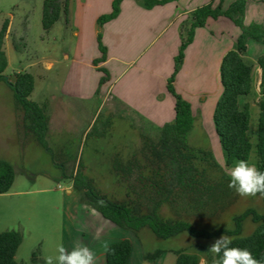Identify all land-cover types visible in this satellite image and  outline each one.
Masks as SVG:
<instances>
[{
	"label": "rangeland",
	"instance_id": "374dc122",
	"mask_svg": "<svg viewBox=\"0 0 264 264\" xmlns=\"http://www.w3.org/2000/svg\"><path fill=\"white\" fill-rule=\"evenodd\" d=\"M64 1L60 0V3L64 4ZM201 2L199 0L196 3ZM43 3L44 0H0V30L4 22H8L2 47L7 61L3 75L14 81L16 73L31 74L34 89L29 99L45 107L51 123V131L46 137L50 149L47 152L24 129L22 110L16 106L12 92L0 82V160L9 162L15 173L10 194L0 195V232L16 231L21 234L16 262L44 264L42 257L54 254L56 245L63 242L69 251L76 244L89 247L95 252L96 264H99L112 243L127 239L132 245L131 264H143L144 254L155 251L163 253L154 262L145 263L174 264L173 252L180 249L195 255L198 264L205 259L210 264L214 255L207 251L219 237L200 240L180 235L160 240L147 229L135 235L102 218L82 200L83 193L73 189L72 177L80 163L83 174L110 200L121 202L136 199L128 189V183L122 177L115 176L113 160L117 158L126 164L136 155L143 163L139 155L142 135L156 139L158 133L137 120L132 113L123 112L109 97L102 96L112 83L113 74L106 67H102L106 75L97 69H89L92 56L99 50L87 33L88 18L80 19L82 1L68 0L67 19L61 15L48 32L42 28ZM259 9L262 13V9ZM219 46H216L217 50ZM217 50H206L207 53L203 55L194 52L189 60V74L193 75L198 66L203 77L208 78L207 66H213V53ZM259 52L264 53V45L251 40L247 54L252 58ZM73 56L81 58L79 65H71ZM257 59L254 62L248 59L254 64V69L258 66ZM102 78L104 83L96 88L100 96L95 95L91 100L80 102L76 113H73V108L57 107L54 98L72 104L66 93L73 94L81 90L89 94ZM256 82L253 93L240 98V103H246L250 108L249 140L253 145L256 142L260 78ZM207 83L203 82L205 92L209 93L205 99L206 109L210 108V103L216 97L214 92L210 94L213 82ZM195 119L193 130L188 136L189 145L211 151L215 161L226 172L228 166L213 123L206 128L207 120L204 124L198 115ZM248 162L256 164L254 149ZM148 173L144 171V174ZM134 178L135 175L129 182L134 183ZM20 191L28 193L18 194ZM248 208L264 216L263 198L258 195L241 197L234 193L224 202L222 209L211 214L198 215L177 206H164L160 214L166 219L184 220L200 230L231 229L232 218ZM254 229L255 225L246 220L241 236H249Z\"/></svg>",
	"mask_w": 264,
	"mask_h": 264
},
{
	"label": "trees",
	"instance_id": "16d2710c",
	"mask_svg": "<svg viewBox=\"0 0 264 264\" xmlns=\"http://www.w3.org/2000/svg\"><path fill=\"white\" fill-rule=\"evenodd\" d=\"M67 1L65 0L62 4L60 0H44L41 21L45 32L53 27L61 15L67 19ZM122 1L113 0L111 12L97 19L98 27L101 28L118 16ZM136 1L150 10L155 6L179 0ZM222 1L220 0L216 7L209 3L194 10L191 13L189 28L181 35L178 53L174 58L173 72L166 86L167 92L174 99V120L160 128L156 139L142 135L143 141L139 155L143 163L137 159L136 155H133L126 164H122L117 158L113 160L112 169L115 176L122 177L128 183V189L136 196V199L121 202L110 200L95 188L94 182L88 176L83 174L80 163L72 177V185L74 190L83 193L82 200L88 206L122 230L137 235L142 229H147L160 240L173 239L180 235L200 240H213L227 235L232 238L233 247L247 248L254 257L259 259L264 256V216L259 215L252 208L234 216L231 229L200 230L184 220L166 219L160 214L164 206L182 207L183 211L198 215L211 214L217 209H222L224 202L235 193L228 188L229 177L215 161L212 152L189 145L188 136L193 130L194 116L190 104L176 92L174 87L176 74L182 67L186 48L193 41L195 29L204 27L209 18L216 20L224 16L240 30V35L232 49L220 62L221 94L212 114L214 131L226 165L232 166L236 160L240 159L248 161L254 149L255 165L260 171H264V57L257 59L261 76L255 145L249 140L250 108L246 103H240V98L251 95L254 89V64L246 59V43L250 39L264 45V26L255 23L248 26L244 24L246 3L254 0H234L226 10L222 9ZM7 26L8 22L5 21L0 30V82L12 92L16 106L22 110L24 129L32 134L33 139L42 149L49 152L46 141L49 116L45 107L29 99L34 89L33 76L28 73H16L14 81H10L3 75L7 67L2 49ZM96 41L100 57L93 61L94 66L103 63L107 56V50L102 44L101 32L97 33ZM97 70L106 75L103 68ZM103 83L104 78L100 80L98 87ZM144 171L149 173L144 174ZM134 175V183H130ZM14 178L13 166L5 160H0V194L10 190ZM262 198L264 201V197ZM100 200L106 203L105 207L99 206L97 202ZM246 220H250L255 225V229L249 236L242 237L243 224ZM21 241L22 236L19 232H0V264H18L15 256ZM162 253V251L146 253L143 259L154 262ZM173 253L174 264H198V258L185 253L183 249ZM131 254V242L127 239L120 240L106 249L104 261L101 264H128ZM213 259L214 257L211 262Z\"/></svg>",
	"mask_w": 264,
	"mask_h": 264
},
{
	"label": "crops",
	"instance_id": "0c3cea01",
	"mask_svg": "<svg viewBox=\"0 0 264 264\" xmlns=\"http://www.w3.org/2000/svg\"><path fill=\"white\" fill-rule=\"evenodd\" d=\"M77 1L83 3L80 19L81 17L88 18L87 33L90 39H94L97 45L96 36L98 32H101L102 44L107 50L106 60L94 66L93 61L100 57V52L96 50L89 66L90 70L106 67L112 71V83L102 96L109 97L123 112L132 113L137 120L148 125L150 129L154 128L159 133L164 124L174 120V99L171 95L170 98L166 86L173 72L174 58L178 53L181 35L190 26L191 13L209 3L216 7L220 0H202L201 3H196L199 0H179L155 6L150 10L145 9L141 2L136 0H123L118 16L98 30H96L97 19L111 12L113 0ZM233 1L223 0L222 9L226 10ZM259 8L262 9V13ZM259 14L261 15L259 16ZM251 23L264 26V0L246 3L244 24ZM239 35L240 30L228 18L220 16L216 20L207 19L204 27L195 29L193 41L186 48L182 67L176 74L174 82L176 92L190 104L194 122L196 115L201 118L204 124L206 120L208 121L206 128L212 122L213 110L221 94V86H219L220 62L223 56L232 49ZM250 41L249 39L246 43L247 52ZM217 45H220L218 48L220 52L217 50ZM206 50L212 52L217 50L216 53H213L215 57L213 66L210 64L207 66L209 68L208 78L203 77L198 66L193 75H190L188 72V67L191 66L190 56L194 52H197L198 55L206 54ZM247 52L246 57L253 62L259 57H264V53L259 52L251 58ZM79 59H81L79 56H73L71 65H79ZM253 74L254 83H257L256 80L260 78L261 72L258 73L254 69ZM95 78L97 79V76ZM203 82H208L207 84L213 82L210 94L214 92V96H216L210 103V108L207 109L205 99L209 93L205 92ZM217 83H219L218 86ZM96 84L89 94L81 90H76L73 94L66 93L72 104L54 98L57 107L73 108V113H76L78 107L81 106L80 102L91 100L95 95L100 96V92L96 94L98 82ZM63 95L65 96V94ZM201 99H204V102H201ZM205 109L206 111H204ZM48 127L49 134L51 131L50 117ZM12 186L7 193L0 195H9ZM66 192L69 193L68 190ZM131 258L132 254L128 264H131ZM103 261L104 258L99 264ZM143 264L147 263L143 261Z\"/></svg>",
	"mask_w": 264,
	"mask_h": 264
},
{
	"label": "clouds",
	"instance_id": "9594fccd",
	"mask_svg": "<svg viewBox=\"0 0 264 264\" xmlns=\"http://www.w3.org/2000/svg\"><path fill=\"white\" fill-rule=\"evenodd\" d=\"M256 71L261 69L257 66ZM226 174L229 177L228 188L235 191L241 197H255L260 194L264 197V171H260L256 165L250 164L247 160H236L232 166L226 167ZM99 206L105 207L103 200L97 202ZM232 238L222 235L216 239L207 252L214 255L211 264H264V256L259 259L254 257L247 248L232 246ZM44 264H96V254L89 247L76 244L69 251L60 242L56 245L55 253L42 257ZM201 264H208L202 260Z\"/></svg>",
	"mask_w": 264,
	"mask_h": 264
}]
</instances>
